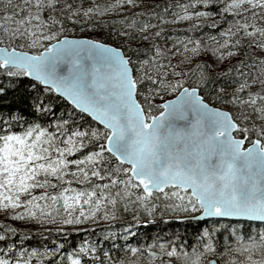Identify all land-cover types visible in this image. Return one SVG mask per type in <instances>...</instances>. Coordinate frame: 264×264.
Wrapping results in <instances>:
<instances>
[{
	"label": "snow or ice",
	"instance_id": "obj_1",
	"mask_svg": "<svg viewBox=\"0 0 264 264\" xmlns=\"http://www.w3.org/2000/svg\"><path fill=\"white\" fill-rule=\"evenodd\" d=\"M140 6L0 0V211L71 225L159 204L212 224L191 252L146 243L125 250L127 264H213L217 253L216 264H264V0H178L160 16ZM188 20V35L158 42V24ZM197 26L219 31L202 41ZM83 28L107 31L70 38ZM16 231L0 228V264L37 255L15 247ZM45 251L64 264L59 246ZM96 253L85 241L66 261L100 264Z\"/></svg>",
	"mask_w": 264,
	"mask_h": 264
},
{
	"label": "trees",
	"instance_id": "obj_2",
	"mask_svg": "<svg viewBox=\"0 0 264 264\" xmlns=\"http://www.w3.org/2000/svg\"><path fill=\"white\" fill-rule=\"evenodd\" d=\"M100 3H107L108 0H97ZM140 8L133 9L132 11H145L150 10L160 16L163 10L167 8L169 4L175 5L178 0H139ZM179 2H186V0H179ZM216 0H214L215 5ZM212 11H218L219 9L213 6ZM171 17V12L165 16V19ZM147 19V17H144ZM229 17H225L223 21L219 16L209 17V20L217 21L218 25L227 26ZM153 23H158L153 21ZM201 24L207 23L202 18ZM83 27V26H81ZM158 27L164 29V40H158V42L167 47V38L169 36L176 38L181 35H188L181 31L183 26H176L175 24L166 23L159 25ZM107 29L102 30H89L83 28V31L78 29L75 32H70V38H100L103 39V32ZM219 28L211 29L207 27L197 26L192 29L193 38H199L202 41L205 40L207 35H217ZM211 46V45H209ZM246 53L242 50L241 53L236 57L237 60L243 58ZM75 187H78L74 185ZM154 195V194H153ZM135 198V196H133ZM153 203H157L152 197ZM126 213L127 217L131 219L127 222L124 218L121 220L123 212L116 213L115 219H100L101 222H109L106 226H99L89 230H68L62 229L57 231L56 228L46 229L44 227L51 226L52 222H37L30 220H12L7 217L6 214H2L0 211V228L4 225L15 228L16 234L11 236V241L15 244L17 249H23L25 258L27 253L35 250L37 255L31 257L30 264H50L52 257L46 254L45 250L54 251L56 246L60 247L63 253L64 264H67L66 257L69 253H72L74 249L87 241L90 245L94 244L97 248V257L100 264H104L105 257L104 253H109V264L114 262L123 261L127 264L128 259L135 260V256L130 253L128 256L125 255V250L128 248H142L146 246V243L159 244L161 241L166 244H175L178 249L190 250L192 246L197 244V236L200 231L204 228L210 227L211 222L200 223L193 222L190 220L179 221L181 218L193 216L191 212H172L167 208H162L159 204L152 215H148L147 212L141 215L136 212ZM223 223V221H221ZM59 227H63L61 223L57 224ZM53 226V225H52ZM130 229L131 235H126L125 230ZM111 234V235H110ZM123 237V238H122ZM214 240L219 247V251L224 252L225 246L230 244L227 236L221 234L220 236H214ZM187 246V247H185ZM4 247L3 243H0V248ZM230 259L225 255V260ZM141 264H147V261L142 260ZM176 264L179 262L176 261Z\"/></svg>",
	"mask_w": 264,
	"mask_h": 264
},
{
	"label": "rangeland",
	"instance_id": "obj_3",
	"mask_svg": "<svg viewBox=\"0 0 264 264\" xmlns=\"http://www.w3.org/2000/svg\"><path fill=\"white\" fill-rule=\"evenodd\" d=\"M201 21H202V18H201L200 22ZM195 23H196L195 20H188V21H183V22L177 23L175 25L176 26H183V27L185 26V27H188L189 25L195 24ZM153 198H154V200H156V194L155 193L153 195ZM132 199L135 200V198H133V197H132ZM135 210H136L135 204H133L131 206V210L129 212H125L123 210V205H120L118 207V209L116 210V213L119 212L121 214V212H123L122 215L120 216V217H122L121 220L123 221V218H124L127 222H130L131 219H129L127 217V214L126 213H133ZM139 213L141 215H143L144 213H146V211L140 210ZM2 214H5V213L2 211ZM194 214L196 215L197 213H194ZM101 215H102V213H101ZM60 219L61 218L59 216L55 217L54 218V221H53V218H50L49 221L52 222V225L53 226L51 225V226H47V227H44V228H46V229H49V228L50 229H52V228H56L57 229L58 228L57 231L62 230V229H68V230H73V229H76V230H89V229H92V228H95V227L106 226V225L109 224V222H101V221H99L101 218L99 216H97L94 220L93 219H88V220L82 221L79 224H71V225H64V224H62L64 226L63 227H59L57 224L60 223ZM125 232H126V235H127V233L130 232V229H127ZM227 245H230V244H227ZM184 251L191 252L192 249H190V250H185L184 249ZM173 259L176 260V258H173ZM209 259H212V257H209ZM215 259L217 261L220 259L219 253H217ZM177 262H179V261H177ZM179 264H180V262H179ZM221 264H223V262H221Z\"/></svg>",
	"mask_w": 264,
	"mask_h": 264
},
{
	"label": "water",
	"instance_id": "obj_4",
	"mask_svg": "<svg viewBox=\"0 0 264 264\" xmlns=\"http://www.w3.org/2000/svg\"><path fill=\"white\" fill-rule=\"evenodd\" d=\"M75 38V37H74ZM189 220H192V221H198V222H203V221H208L207 218H204L203 220L199 217V215L197 216H194V217H191V218H188ZM159 259V258H158ZM213 264H216V260L213 261Z\"/></svg>",
	"mask_w": 264,
	"mask_h": 264
}]
</instances>
